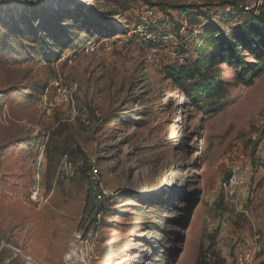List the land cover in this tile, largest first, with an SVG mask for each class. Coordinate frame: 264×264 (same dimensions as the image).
<instances>
[{
  "label": "rangeland",
  "instance_id": "1",
  "mask_svg": "<svg viewBox=\"0 0 264 264\" xmlns=\"http://www.w3.org/2000/svg\"><path fill=\"white\" fill-rule=\"evenodd\" d=\"M255 6L264 0H0V264H68L97 209L98 237L78 252L89 264H236L232 239L264 264L259 53L204 70L221 78L216 97L168 74L197 58L200 24L228 34ZM146 7L168 40L145 37ZM57 75L61 100L45 107ZM236 151L253 170L230 196Z\"/></svg>",
  "mask_w": 264,
  "mask_h": 264
},
{
  "label": "built area",
  "instance_id": "2",
  "mask_svg": "<svg viewBox=\"0 0 264 264\" xmlns=\"http://www.w3.org/2000/svg\"><path fill=\"white\" fill-rule=\"evenodd\" d=\"M144 11L145 15L142 17V28L145 37L150 40V42L155 45L163 40H168V35H157V28L161 27L163 24L166 25L165 18L162 15H157L151 7H146ZM231 11V9H229ZM247 12H256L258 7L253 8L246 7ZM201 31L203 30V25H199ZM196 32L197 35L199 32ZM170 55L176 58L175 53H170ZM63 90V80L60 75L52 78L49 87L46 89L44 94V105L45 107L52 106L55 107L62 97ZM52 91H55V99L50 102L49 95ZM50 102V104H49ZM256 131L251 135V140L255 143V148L257 155L255 159L260 163L258 170L259 174H264V111L263 113L256 118L254 124ZM252 160L248 158L244 153H238L236 151L235 155L227 159V169L228 177L224 183V187L227 190L230 196H235L238 194V191L245 187L250 181V171L252 168ZM252 172V171H251ZM99 170L92 168L91 170V181L94 185H99ZM104 213L101 210L97 209L95 212V219L90 221L85 229L77 234H75L74 241L72 244L71 251L67 254L66 260L68 264H89L88 259L83 252V257L78 253L79 249H82L83 246L89 243H93L98 237L99 229L102 225ZM231 249L233 260L236 264H254L258 252L257 246L251 243L247 239H232L231 240ZM79 256V259H78Z\"/></svg>",
  "mask_w": 264,
  "mask_h": 264
},
{
  "label": "trees",
  "instance_id": "3",
  "mask_svg": "<svg viewBox=\"0 0 264 264\" xmlns=\"http://www.w3.org/2000/svg\"><path fill=\"white\" fill-rule=\"evenodd\" d=\"M232 7L234 9L230 14L239 10L237 5H232ZM247 14L248 17H245L243 22L234 24L228 34L222 30L212 32L208 28L209 24L205 25L204 31L198 33L202 44L195 51L197 58L191 67L187 61L186 65L181 66L179 70L169 69V78L179 86L189 81L193 82L192 87L194 88L203 85V90L209 94V97H216L222 89L221 78L206 75L204 70L209 73L212 68L224 64L243 66L246 51L259 53L256 56L258 63L252 66L253 69H257L259 64L264 63V6L259 7L257 13L254 11L247 12ZM210 55L214 56L209 62Z\"/></svg>",
  "mask_w": 264,
  "mask_h": 264
},
{
  "label": "water",
  "instance_id": "4",
  "mask_svg": "<svg viewBox=\"0 0 264 264\" xmlns=\"http://www.w3.org/2000/svg\"><path fill=\"white\" fill-rule=\"evenodd\" d=\"M41 169H38V174L40 173Z\"/></svg>",
  "mask_w": 264,
  "mask_h": 264
},
{
  "label": "bare ground",
  "instance_id": "5",
  "mask_svg": "<svg viewBox=\"0 0 264 264\" xmlns=\"http://www.w3.org/2000/svg\"><path fill=\"white\" fill-rule=\"evenodd\" d=\"M78 259H79V256H78Z\"/></svg>",
  "mask_w": 264,
  "mask_h": 264
}]
</instances>
